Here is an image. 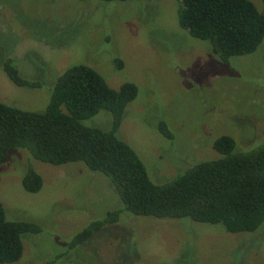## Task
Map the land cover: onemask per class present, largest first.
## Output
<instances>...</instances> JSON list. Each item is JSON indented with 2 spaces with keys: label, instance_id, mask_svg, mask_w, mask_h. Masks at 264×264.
I'll list each match as a JSON object with an SVG mask.
<instances>
[{
  "label": "rangeland",
  "instance_id": "rangeland-1",
  "mask_svg": "<svg viewBox=\"0 0 264 264\" xmlns=\"http://www.w3.org/2000/svg\"><path fill=\"white\" fill-rule=\"evenodd\" d=\"M250 1L264 14V0ZM178 8V0H0V59L7 54L22 77L41 84L19 88L0 64V103L43 112L57 77L78 64L111 88L135 84L116 136L155 184L217 159L212 144L222 135L238 150L252 146L264 138V40L224 66L207 41L180 27ZM161 120L171 140L158 130ZM110 123L105 110L83 121L105 131ZM29 167L42 178L37 193L21 185ZM0 204L8 221L41 227L22 235L19 264H264V227L235 234L219 224L133 216L109 180L82 162L55 166L13 150L0 164ZM115 210L116 223L69 249L77 233Z\"/></svg>",
  "mask_w": 264,
  "mask_h": 264
},
{
  "label": "trees",
  "instance_id": "trees-1",
  "mask_svg": "<svg viewBox=\"0 0 264 264\" xmlns=\"http://www.w3.org/2000/svg\"><path fill=\"white\" fill-rule=\"evenodd\" d=\"M178 2L180 27L191 37L207 41L224 66H229L232 57L253 54L264 40V14L250 0ZM0 64L15 86L41 87L39 82L22 77L7 54ZM137 94L133 83L114 89L87 65L68 67L57 77L43 112L0 103V164L16 149L55 166L82 162L109 180L123 211L133 216L219 224L235 234L254 233L264 227V138L238 150L234 138L222 135L212 144L217 159L199 162L172 180L155 184L136 152L116 136L126 107ZM101 110L111 114L109 130L83 124ZM158 130L167 140L172 139L163 120ZM21 185L26 192L37 193L42 178L29 167ZM121 212H108L104 219L91 222L74 236L69 249L105 225L116 223ZM40 232L35 222L8 221L0 204V264H19L22 235Z\"/></svg>",
  "mask_w": 264,
  "mask_h": 264
}]
</instances>
